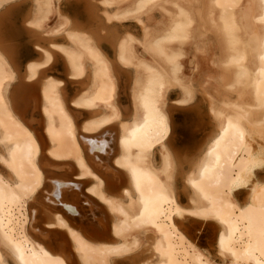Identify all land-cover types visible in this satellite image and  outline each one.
Masks as SVG:
<instances>
[{
    "label": "bare ground",
    "instance_id": "bare-ground-1",
    "mask_svg": "<svg viewBox=\"0 0 264 264\" xmlns=\"http://www.w3.org/2000/svg\"><path fill=\"white\" fill-rule=\"evenodd\" d=\"M32 3L26 26L38 32L59 0ZM101 4L116 9L106 15L117 22L137 18L150 60L137 56L128 35L110 60L95 36L64 16L45 34L63 35L67 44L35 45L40 60L26 63L23 79L0 51V264H217L183 231L188 217L216 227L221 264H264V182L257 179L264 167V0H206L201 11L191 0ZM155 8L168 22L150 31L140 18ZM202 13L199 27L209 25L221 49L217 84L229 94L219 105L210 96L215 134L180 175L186 209L165 100L173 88L180 104L194 98L180 49L200 29ZM57 57L66 82L46 75ZM129 68L130 114L119 106L120 75ZM81 116L89 118L78 125ZM143 233L152 236L151 252L138 262L128 255Z\"/></svg>",
    "mask_w": 264,
    "mask_h": 264
},
{
    "label": "rangeland",
    "instance_id": "rangeland-1",
    "mask_svg": "<svg viewBox=\"0 0 264 264\" xmlns=\"http://www.w3.org/2000/svg\"><path fill=\"white\" fill-rule=\"evenodd\" d=\"M101 1L102 0H59L57 11L53 9L48 20L44 22L43 28L38 32L26 26L27 20L33 14L31 12L34 11L32 0H15L12 1V3H5L0 7V49L3 47L2 49L4 50L0 51L5 55L7 54L6 56L9 57L8 59L12 58L10 61L13 60L11 62L12 65L14 64L13 67L18 71L19 75L22 74L21 78L23 79L26 63L29 61H37V58L40 60V57L34 50L35 45L47 47L51 42L61 45L67 44L63 35L45 34L48 30L59 26L63 22L64 18L62 16H64L72 22L73 26L75 25L74 27L72 26L73 29L75 28L79 31L91 33V35L95 36L102 50L110 60L114 61L115 45L126 35L137 40V43H134L137 56H144L150 60L151 58L149 55L144 53L141 45L138 43L139 40L141 41L143 38V31L137 23V18L135 19L128 16L127 19L122 21L117 22V20H112L111 17L106 14H113L116 9L102 6ZM191 1L193 3L192 8H199L200 11L206 4V0ZM165 8L168 9V6L166 5ZM216 12L217 10L214 11V15ZM202 14L203 16L197 19L198 29L201 23H203V20H205V13ZM140 19L145 23L148 29L152 31L162 27L163 24L168 22V13L164 12L162 9L155 8L143 15ZM180 52L183 55V59L181 60L182 78L185 83L192 86L194 98L187 104H180L179 100L182 96L177 88H173L167 93L165 108L172 121V137L169 141V146L179 167L176 189L177 193L179 192L178 196L179 200L181 199L180 203L187 209L189 193L184 189V183L180 175L188 171V165L190 163L188 160L191 161L193 157H196L195 155L204 147L203 143L205 142L206 144V141L212 137L213 133L215 134L217 123L211 115H209L211 97L214 100V104L219 105L220 100L229 93L224 92V88L219 87L217 84L221 76L219 70L221 49L216 39L215 32L210 29L209 25L206 24L205 28H200L195 34H192L190 40L182 46ZM49 69L46 75L52 78L55 77L54 79L56 80L60 79L66 82L67 73L65 65L60 57L56 58L53 66ZM126 71L128 72L121 73L120 75L119 106L124 113L129 112L130 114L131 103L129 92L134 72L130 68ZM18 83L19 79L17 83H13V87L18 85ZM66 90V93L70 97L69 100H72L71 94L74 92L73 90H75V88L67 84ZM229 97H231V100H235L236 94L232 93ZM30 106H32L31 103L28 104L26 108L30 109ZM34 118L36 120L38 119L37 116ZM88 118L89 117L86 116L77 117L78 125ZM155 160L157 164H159L158 154L155 155ZM257 173L258 181L262 180L261 182H264V167L258 170ZM240 195L237 199L239 200V198H241L242 200L240 199L239 202L242 203L246 199V195H243V193ZM182 229L199 249L210 254L212 261H217L215 263L221 264L215 250V234L217 229L212 222L202 223L201 221L188 217V219L184 221ZM138 237L141 240L140 246L137 250H131L128 257L132 258L138 256L139 262L150 257L151 250L149 249L151 248L149 247H151L152 236L150 233H143L138 235ZM115 262V264L131 263L125 258H118Z\"/></svg>",
    "mask_w": 264,
    "mask_h": 264
},
{
    "label": "water",
    "instance_id": "water-1",
    "mask_svg": "<svg viewBox=\"0 0 264 264\" xmlns=\"http://www.w3.org/2000/svg\"><path fill=\"white\" fill-rule=\"evenodd\" d=\"M71 216H68V218L70 219V220H73V218L75 217V218H77V217H79L78 216V214H70ZM81 215V214H80Z\"/></svg>",
    "mask_w": 264,
    "mask_h": 264
}]
</instances>
